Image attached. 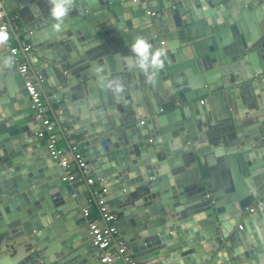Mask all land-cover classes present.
I'll use <instances>...</instances> for the list:
<instances>
[{"label":"water","instance_id":"obj_1","mask_svg":"<svg viewBox=\"0 0 264 264\" xmlns=\"http://www.w3.org/2000/svg\"><path fill=\"white\" fill-rule=\"evenodd\" d=\"M4 7L33 13L41 93L140 264H264V0H72L59 30L48 0ZM138 35L166 51L153 78L123 59ZM32 104L1 54L0 264H102L80 212L90 188L63 180Z\"/></svg>","mask_w":264,"mask_h":264},{"label":"built area","instance_id":"obj_2","mask_svg":"<svg viewBox=\"0 0 264 264\" xmlns=\"http://www.w3.org/2000/svg\"><path fill=\"white\" fill-rule=\"evenodd\" d=\"M6 17L4 0H0V24L6 25L11 37L12 29ZM8 48L23 77L24 88L30 95L33 109L43 121L44 134L46 133L49 141L47 150L50 158L63 168L62 178L65 182H85L90 188L86 192V204L81 206L80 212L86 219L87 232L93 244L97 246V258L102 264H140L120 230V215L106 180L91 173L85 153L69 132L66 133L68 148L59 145L56 122L47 114L46 102L39 87L40 81L44 80L43 74L31 70L28 54L31 53L32 45H25L21 50L11 45H8ZM58 117H61V112ZM253 209L254 206L249 208V211Z\"/></svg>","mask_w":264,"mask_h":264},{"label":"clouds","instance_id":"obj_3","mask_svg":"<svg viewBox=\"0 0 264 264\" xmlns=\"http://www.w3.org/2000/svg\"><path fill=\"white\" fill-rule=\"evenodd\" d=\"M72 0H50L49 13L53 18L54 23L52 27L59 30L65 18L70 12V5ZM10 40V33L6 25L0 24V45L6 44ZM131 56L125 54L124 61L129 67H136L140 69L146 76L153 78L157 70L163 68L164 57L166 51L163 47L155 48L152 42L143 35L136 36L129 44ZM11 56L5 58V63H10ZM97 73L102 72L101 67L95 69ZM101 83L104 87L111 89L114 93H119L122 90V82L119 79H107L104 76L100 77Z\"/></svg>","mask_w":264,"mask_h":264},{"label":"crops","instance_id":"obj_4","mask_svg":"<svg viewBox=\"0 0 264 264\" xmlns=\"http://www.w3.org/2000/svg\"><path fill=\"white\" fill-rule=\"evenodd\" d=\"M48 2L50 3V0H48ZM26 11H27V14L25 15L24 18L19 17L17 14L15 15V17H11L10 15H7L6 20L9 24L10 28L12 29V35L10 37V40L6 44L0 45V55L1 54H7V53L9 55L11 54L9 51L8 45L9 46L10 45L11 46H17L21 50L22 47L30 44V45H32L30 52H34L33 41L28 38L30 31L25 30L24 26L27 22H29V20H28L29 18L31 21H34L35 19H34L33 13L29 9H27ZM15 12H17V11H15ZM80 24H82V23H80ZM67 32L70 33L71 30H68ZM260 44H261V46L264 45L263 42H260ZM22 56L24 59H26L25 55L23 53H22ZM30 66H33L32 63L30 64ZM31 70H32V72H34L33 69H31ZM36 72H38V73L41 72V74H43V77H45V74L42 73V71H40L39 68H37V70H35V73ZM43 81H40V86H41V84H43ZM56 107H57L56 104H54L53 102H51V105H49V106L46 103L47 114L49 115V117L53 121H55V117H56L55 116ZM56 128H57V132L59 134V145L68 148L69 144H68V139L66 138V135L60 133L59 126L57 124H56ZM75 139L78 141L77 138H75ZM46 142H47V136H45V140L42 141V144H46ZM90 171H92L91 168H90ZM83 183H85V182H83ZM122 234H123V232H122Z\"/></svg>","mask_w":264,"mask_h":264}]
</instances>
